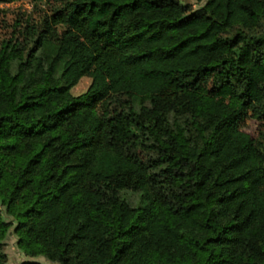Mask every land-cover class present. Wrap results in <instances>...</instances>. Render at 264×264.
Instances as JSON below:
<instances>
[{"label":"trees","instance_id":"16d2710c","mask_svg":"<svg viewBox=\"0 0 264 264\" xmlns=\"http://www.w3.org/2000/svg\"><path fill=\"white\" fill-rule=\"evenodd\" d=\"M195 1L51 0L0 39V264L10 230L17 264H264V0Z\"/></svg>","mask_w":264,"mask_h":264},{"label":"rangeland","instance_id":"374dc122","mask_svg":"<svg viewBox=\"0 0 264 264\" xmlns=\"http://www.w3.org/2000/svg\"><path fill=\"white\" fill-rule=\"evenodd\" d=\"M49 1L51 0H17L13 2L0 3V39L8 38L12 35L16 20H25L27 17L40 20L42 15L48 11ZM186 6L187 9L194 11L199 9L203 2L195 0H174ZM89 83V78L83 76L78 83L71 88V91L76 95L82 93ZM7 109L5 99L0 95V112ZM243 128L253 137L259 139L264 144V128H259L256 121L247 119ZM3 250L7 254V264H17L20 261L28 258L24 252L16 245V235L10 230L5 237V245ZM34 260L42 264H59L51 261L39 254L33 257Z\"/></svg>","mask_w":264,"mask_h":264}]
</instances>
